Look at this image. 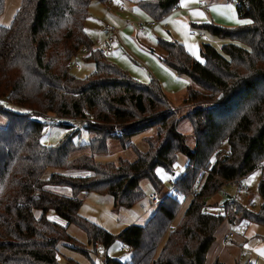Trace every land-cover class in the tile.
Instances as JSON below:
<instances>
[{
  "label": "trees",
  "instance_id": "16d2710c",
  "mask_svg": "<svg viewBox=\"0 0 264 264\" xmlns=\"http://www.w3.org/2000/svg\"><path fill=\"white\" fill-rule=\"evenodd\" d=\"M94 1L22 0L13 23L0 24V101L29 110L17 113L0 104L9 122L0 128V264H59L63 243L89 256L69 235L72 225L94 248H110L119 240L132 249L128 261L108 258L105 264H205L224 222L264 227V170L258 187L260 210L253 203H238L237 197L208 204L209 198L264 163V0H227L246 22L240 27L203 26L215 38L230 42L225 56L204 44L201 62L182 43L158 40L164 63L193 82L186 106L194 108L183 117L192 122L195 150L178 132L179 112L159 84L139 83L92 49L95 44L85 25ZM180 2L141 0L136 6L159 22ZM5 4L0 0V17ZM82 46L91 50L80 59L83 65L96 69L83 80L71 75L68 66ZM50 115L73 131L55 147L42 142ZM77 123L93 135L85 145L75 142ZM152 127L158 134L146 140L149 150L137 151L135 162L96 163L95 155L108 152L109 140L118 138L126 146ZM85 150L91 156L73 158ZM180 154L188 158L186 171L146 226L132 225L114 237L81 216L92 193L110 195L115 208L125 209L144 200L140 184L145 179L160 194L163 183L156 170L163 167L172 173ZM195 187L190 207L173 229L182 197H191ZM65 191L70 195L60 193ZM221 205L226 206L221 215L208 209Z\"/></svg>",
  "mask_w": 264,
  "mask_h": 264
},
{
  "label": "rangeland",
  "instance_id": "374dc122",
  "mask_svg": "<svg viewBox=\"0 0 264 264\" xmlns=\"http://www.w3.org/2000/svg\"><path fill=\"white\" fill-rule=\"evenodd\" d=\"M5 2L6 4L4 13L0 17V24L3 27L10 26L13 23L15 15L20 10L22 5V0H5ZM129 4L131 5L130 8L133 9L135 14L139 13L140 15H137L140 18L142 17L143 19L148 20L145 18V15L140 13V11L133 5L132 0H129ZM111 5L110 3L103 4L96 0L90 7V18L86 23L85 28L91 30V38L96 37V39H92L94 44L96 45L98 43L97 39L100 36L104 37V35L101 34L103 23L112 24L119 31L121 37L124 39V41L121 42L122 55L120 57H112L110 60L111 64H115L141 84L150 85L151 83L155 82L160 85L168 102H170L172 107L179 112L180 121L178 123V132L186 137L187 146L192 150H195L196 139L192 122L190 119L183 117L188 113V111L194 108L193 106H186V101L188 100L189 96V89L191 86H193L191 78L189 76L180 75L173 68L171 69L168 65H166V63H164L162 58H160L161 54L163 53H161L159 50H157L156 53L153 52L151 49L152 47L144 42V37H148V35H139L137 29L133 25L135 21L138 20V16H135L130 12L118 14V12H115L118 11L116 6L111 7L110 14L106 6ZM108 14L112 15L113 17L111 16V19H107ZM206 24L212 23L209 22ZM171 32L172 30L166 31L163 35L165 38L161 35L157 36V32H153V36H157L160 40L171 42L174 41L172 36H170ZM193 33L194 34L191 35L196 37L200 43L198 42V44H196L194 47L193 43L190 42V38L186 35L185 39L183 38L186 43L183 44L185 46L187 45L186 48L197 60L201 62L203 60V57L200 55V49L203 48L204 44L212 45L220 54L225 56L224 47L230 44L229 41L222 40L217 37L215 38L208 30L203 28L201 30H194ZM167 37H169L171 40H166ZM194 50L196 51V54H194ZM95 71L96 69L93 64H84L82 71L77 72L71 70L70 73L76 78L83 80L87 77H90L95 73ZM196 89L199 88L196 87ZM0 104H2V107L5 109H11L17 113L24 114L29 112V110L26 108L16 107L8 104L5 101H0ZM48 120L51 121V123L45 129L42 142L48 147H55L62 140H64L70 132L73 131L61 126L59 124L60 121L56 119L55 115H50ZM8 124L9 122H7V119L0 113V128H6ZM75 127V130H78L77 134L75 135V142L81 145L89 143L93 138V135H91V133L85 129L84 125L77 123ZM157 134V129L154 127L146 129L144 132L133 136L126 146H123L118 138L111 139L107 143L108 152L106 154L95 155L94 159L96 163L99 164H113L116 166H119L121 161H127L129 163L135 162L137 160V151H140L141 153L147 152L149 148L146 140L148 138L157 136ZM129 143L131 144L130 147H128ZM85 154L91 156V152L89 150H85L84 152H77L73 155V158H78L84 156ZM176 162L177 163L175 164L172 173H169L163 167H160L156 170L157 177H159L163 183V188L160 194H158L159 192H156V189L153 187L150 180L145 179L140 184L142 192L145 194L144 200L133 205L131 209H125L115 208L114 198L110 195H98L92 193L85 198L84 204L80 209L81 216L85 219H88L93 224L105 229L114 237L119 236L124 230L131 227L132 225L141 227L146 226L148 220L158 210V204L152 201V196L157 195L160 199H162V197L168 195V193L171 192L170 183L173 181L175 182V180L180 179L181 176L184 175L189 163L188 158L184 154H180ZM261 174V171L257 170L243 180L244 185L248 186L251 190L249 195L244 193L237 195V190L233 186H230L220 190L219 194L209 198L208 204L215 205L217 202H220L224 193L226 192L229 196L237 195L236 197L238 203H240L241 200L243 205L246 207H249V205L253 203L254 209L256 211L260 210L262 200L259 195L258 187L262 178ZM67 191L60 193L70 195V193ZM194 196L192 194V196L189 198L182 197L181 209L173 220V229H175L180 223L182 217L190 207L189 205L191 203V199ZM209 211L213 214L219 215L220 210H217V207L213 206L211 209H209ZM50 217L54 221H60L58 217L54 216L52 213L50 214ZM68 232L71 237L79 242V245L83 246L87 251H89L90 255L87 256L79 251L74 249L72 250L69 244L63 243L59 247V264H105L108 258L112 260H120L122 262H126L130 259L129 254L120 251L123 245L119 240H117V242L110 248H105L103 245H98L94 248L93 246L89 245V239L87 238L86 234L76 225L70 226ZM165 237L166 238L164 239L162 246L165 244L168 238L167 235Z\"/></svg>",
  "mask_w": 264,
  "mask_h": 264
},
{
  "label": "crops",
  "instance_id": "0c3cea01",
  "mask_svg": "<svg viewBox=\"0 0 264 264\" xmlns=\"http://www.w3.org/2000/svg\"><path fill=\"white\" fill-rule=\"evenodd\" d=\"M132 1L133 5L140 11V13L144 14L145 18L151 21V18L136 6V4L138 2H141V0ZM109 3L110 5L113 4L111 6H106L110 14L111 7L113 6L117 7L118 11L115 12H118V14H122L123 12H130L135 16H138L137 14H139L137 12V14H135L133 9L130 8L131 5L129 4V0H111ZM177 7L179 8L177 12H171V15L166 17L164 20L159 21V23L153 29L149 28L147 33L141 34L142 36L148 35V37H144V42L152 47L151 49L153 52L156 53L157 50H159L162 53L158 45L159 38L157 36L161 35L162 37H164L163 35L166 31L172 30L170 34V36H172V39L174 41H179L182 44L186 43L183 38L185 39L187 35L190 38V42H192L193 46L195 47V45L198 44L199 40L191 34H194V30H201L202 28L204 29L203 26L206 25V23L210 22L212 23V25L217 24L226 28H235L240 27L244 23L246 24V22H243L239 18L238 12L235 9V4L232 1L181 0ZM110 14L107 15V19H111L112 15ZM141 18L138 16V20ZM137 21H135V23L133 24L135 28ZM103 26L104 23L101 29V34L104 35V37L100 36L97 39V42H100L105 38ZM85 30L87 31L90 40L93 42L92 39H96V37L91 38V30H89L88 28H85ZM153 32H157V36H153ZM167 39L170 38L167 37L166 40ZM123 41L124 39L119 33L117 51L112 55V57H120L122 55L121 42ZM185 47H187V45ZM194 54H196L195 50ZM221 202H223V199L220 202H217L215 205L219 203L221 204ZM231 233L235 235L234 239L231 241V243L225 244V238H227ZM215 236V241L208 250L209 252L205 264H264L263 226L257 225L255 223L250 224L245 222H236L235 224H231L229 221H226L218 229Z\"/></svg>",
  "mask_w": 264,
  "mask_h": 264
},
{
  "label": "built area",
  "instance_id": "2783aa9c",
  "mask_svg": "<svg viewBox=\"0 0 264 264\" xmlns=\"http://www.w3.org/2000/svg\"><path fill=\"white\" fill-rule=\"evenodd\" d=\"M178 10L179 8L176 6L173 8L172 12H177ZM158 23L159 22L157 21L156 22L148 21V20H144L141 18L137 21L136 28L138 29V32L141 35V34L147 33L149 28L153 29ZM103 30L105 32V38L102 41L98 42L96 45H94L92 49L94 51H98L99 54L103 55L106 59L111 60L112 55L117 51L119 31L112 24H108V23L104 24ZM90 52L91 50L87 46H82L79 52L71 59V61L68 64L71 70H74L77 72L82 71L83 61L80 59L87 57L90 54ZM258 170L260 171L264 170V163L259 166ZM170 185H171V190H174V181L171 182ZM231 186H233L237 190V195L241 193L249 195L251 192L250 188L244 185L243 179L236 181L234 185H231ZM195 190L196 188L192 192L193 196L195 195ZM236 196H229L228 193L225 192L222 199L224 201V199H230L231 197L235 198ZM152 201L156 204H160L161 199L159 198V196L153 195ZM218 209L220 210L219 215H221V213L225 212L226 206L221 205V207H219ZM234 237H235L234 234L232 233L229 234V236L225 238L224 243L225 244L231 243ZM120 251L125 252L129 255L132 254V249L129 248L128 246H123L122 249H120Z\"/></svg>",
  "mask_w": 264,
  "mask_h": 264
}]
</instances>
